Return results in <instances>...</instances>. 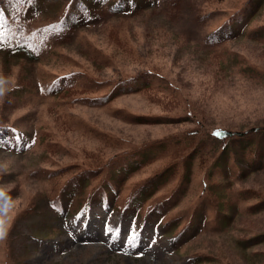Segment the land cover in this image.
<instances>
[{
  "label": "rangeland",
  "instance_id": "374dc122",
  "mask_svg": "<svg viewBox=\"0 0 264 264\" xmlns=\"http://www.w3.org/2000/svg\"><path fill=\"white\" fill-rule=\"evenodd\" d=\"M22 1L0 22V264H264V7L214 42L246 0H103L80 26L81 0Z\"/></svg>",
  "mask_w": 264,
  "mask_h": 264
},
{
  "label": "trees",
  "instance_id": "16d2710c",
  "mask_svg": "<svg viewBox=\"0 0 264 264\" xmlns=\"http://www.w3.org/2000/svg\"><path fill=\"white\" fill-rule=\"evenodd\" d=\"M103 0H81L80 3L76 6L78 10L83 11L81 14H78L77 12H73L69 15L67 20H62L61 24L64 26H72L77 25H83L86 23H89L91 21H95L97 13H99V10H93V7L91 4L98 3ZM131 1V0H129ZM148 0H134L131 3H135L139 6H143L144 3ZM152 1V0H149ZM167 2V0H166ZM25 4V1L22 0H6L5 3V12L2 15L0 22L5 19L8 20L11 15V6H15L17 4ZM245 8H239L237 9L232 17L230 18L228 26H219L215 29L214 32L211 33V36L213 38L214 42L217 41H224L228 40L229 38L234 37L237 33H240L242 29H244L245 25L249 24L252 20L253 16H255L260 9L264 7V0H246L245 1ZM109 9V8H107ZM264 24V23H263ZM259 29V30H258ZM258 29L254 30V33L260 37L264 36V25H261L258 27ZM259 31V32H258ZM258 32V33H257ZM31 48V47H29ZM239 143L242 146L243 149L245 148H252L254 147L255 143L254 140L247 134L239 133L238 137ZM222 165L227 166V160L225 155L222 154ZM254 165V164H253ZM170 166H167L166 168L162 169L160 172H158L154 177H151L148 179V186L141 185L138 190H136V193L130 197L128 202L125 204L126 206L121 211V213H124V215H131L130 212H127V209H136L138 205H140L141 197H143L148 191L155 189V186L158 185L160 181L163 180V177L170 171ZM105 192V191H104ZM106 200H102L104 203L109 204L110 200L112 201V197L109 196L108 192L105 193ZM101 201V200H100ZM101 201V203H103Z\"/></svg>",
  "mask_w": 264,
  "mask_h": 264
},
{
  "label": "bare ground",
  "instance_id": "6f19581e",
  "mask_svg": "<svg viewBox=\"0 0 264 264\" xmlns=\"http://www.w3.org/2000/svg\"><path fill=\"white\" fill-rule=\"evenodd\" d=\"M69 228V227H68Z\"/></svg>",
  "mask_w": 264,
  "mask_h": 264
}]
</instances>
